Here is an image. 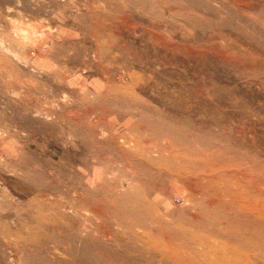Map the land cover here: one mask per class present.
<instances>
[{
    "label": "rangeland",
    "instance_id": "obj_1",
    "mask_svg": "<svg viewBox=\"0 0 264 264\" xmlns=\"http://www.w3.org/2000/svg\"><path fill=\"white\" fill-rule=\"evenodd\" d=\"M105 188L140 196L165 229L218 221L255 254L264 0H0V264H78L75 228L137 233L91 195Z\"/></svg>",
    "mask_w": 264,
    "mask_h": 264
},
{
    "label": "bare ground",
    "instance_id": "obj_2",
    "mask_svg": "<svg viewBox=\"0 0 264 264\" xmlns=\"http://www.w3.org/2000/svg\"><path fill=\"white\" fill-rule=\"evenodd\" d=\"M148 153L151 156L152 153L150 152ZM192 154L191 156H189L190 159H193L191 158ZM179 158L180 157H176L177 160ZM165 159L161 154L155 159H153L152 156L149 157V162L152 163V165L165 166L169 162V161L167 162V160ZM180 160L182 159L180 158ZM184 160L187 161V157H185ZM189 161L191 162V160ZM224 165L225 162L223 163V166ZM189 166L191 167V165ZM226 178H222V180L220 181H217L216 178H212V179L213 182H219V183H223L224 186L226 185L229 186L228 184L229 182L226 180ZM232 179L233 178L229 180L231 181ZM100 190H101V194L96 192V194H91V195L96 198V201L100 202L102 207L108 206V210L106 214L108 215L110 221L117 220L120 224H123L125 218H127V220H130L132 222V224H129L127 226L130 228L139 229V231L137 233L135 232L133 234H127L123 229H121L122 234L120 236H115L116 238H113V236L111 237L110 233H104L103 230L100 229L94 228V230H90L88 227H81L83 230V232H81L80 230L77 231L75 228V231L72 232L71 235L69 234L66 235L65 237L67 242L72 243L71 252L75 253L78 256V262H77L78 264H158V263L160 264H264V238H258L257 243L253 244L252 252H254L255 254L252 255L250 254L251 252H247L245 250V248L241 245V242L239 241L238 238H228V240L221 238L222 235H223L222 237L227 235L226 234L227 231L226 230L221 231L218 229L220 226L218 221H215L213 225L216 227V232H212L210 230V233L204 236L200 232L199 234H201V236H198L196 232L193 229H191L193 227H190V224H185V223L183 225L181 224V226L179 227L180 230L184 231V233H179V230L172 231L170 227H168V229L161 227V225L163 226L170 224L167 221H165L163 218H161L153 208H151L146 204V202L142 201L140 196H131V197L120 196L115 194L114 192H109L108 191L109 189L107 188ZM100 195H102V197ZM222 195L223 198L230 197V195L226 194V192H223ZM218 197H220V195ZM241 197L240 199H242ZM71 205L72 208L75 209V203L72 202ZM246 205L245 207L248 208V206ZM226 206H227L226 208L224 207L226 210H228L229 208L233 212L235 210L238 211L236 205L231 207H229V205ZM259 206L263 207L264 205L260 203ZM262 207L260 209H262ZM253 208L255 207L253 206ZM260 209H258V211L262 216H264L263 215L264 212L262 211L263 209L262 210ZM101 210L103 211L102 208L98 209V214H100L104 218H107L106 214L103 213ZM209 210L211 211L210 208ZM245 210L242 209V211ZM220 214H216V215L220 216ZM212 218L214 219V216H212ZM227 221H229V219H227ZM149 223H151L152 225L159 226L161 230L155 229V227H149L148 226ZM175 228L176 227H174V229ZM160 233L163 234V236L164 235L166 236V238L165 237L163 238V241L159 240V237H157V234ZM214 233H217L218 236L216 237ZM228 234H230L229 231ZM122 238H126V241H124ZM221 239L222 241H220ZM105 240L112 241L118 244L120 250L118 249V247L116 250H112L108 246L110 245V243L107 245L105 243L106 242ZM74 243H77L78 245H74ZM138 244H142L143 247L142 248L134 247Z\"/></svg>",
    "mask_w": 264,
    "mask_h": 264
}]
</instances>
